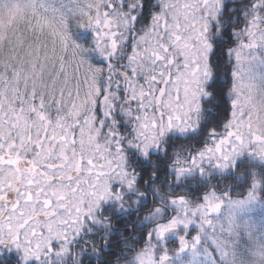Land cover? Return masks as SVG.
Masks as SVG:
<instances>
[{
	"label": "snow or ice",
	"instance_id": "1",
	"mask_svg": "<svg viewBox=\"0 0 264 264\" xmlns=\"http://www.w3.org/2000/svg\"><path fill=\"white\" fill-rule=\"evenodd\" d=\"M0 264H264V0H0Z\"/></svg>",
	"mask_w": 264,
	"mask_h": 264
},
{
	"label": "trees",
	"instance_id": "2",
	"mask_svg": "<svg viewBox=\"0 0 264 264\" xmlns=\"http://www.w3.org/2000/svg\"><path fill=\"white\" fill-rule=\"evenodd\" d=\"M85 38L87 39H90V36L89 35H84ZM214 60H217L218 63H219V68H218V73H219V76H218V80H219V83H223L224 80H225V73H226V70L227 68L229 67V65L227 64L226 60L224 59V57L218 52L217 55L215 57H213ZM206 106H210V105H206ZM219 111L221 113V115L223 114V111H224V104L221 102L220 104V108H219ZM229 183L231 181H228Z\"/></svg>",
	"mask_w": 264,
	"mask_h": 264
},
{
	"label": "rangeland",
	"instance_id": "3",
	"mask_svg": "<svg viewBox=\"0 0 264 264\" xmlns=\"http://www.w3.org/2000/svg\"><path fill=\"white\" fill-rule=\"evenodd\" d=\"M83 35H86V34H83ZM87 35H89V34H87ZM90 36V35H89ZM238 193H239V189H237L235 192H233V195L235 196V195H238Z\"/></svg>",
	"mask_w": 264,
	"mask_h": 264
}]
</instances>
